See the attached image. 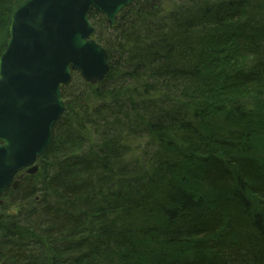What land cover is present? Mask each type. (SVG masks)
Instances as JSON below:
<instances>
[{
    "label": "trees",
    "instance_id": "1",
    "mask_svg": "<svg viewBox=\"0 0 264 264\" xmlns=\"http://www.w3.org/2000/svg\"><path fill=\"white\" fill-rule=\"evenodd\" d=\"M22 1L0 0V56ZM90 19L110 70L62 86L39 172L0 204V264H264V0Z\"/></svg>",
    "mask_w": 264,
    "mask_h": 264
},
{
    "label": "water",
    "instance_id": "2",
    "mask_svg": "<svg viewBox=\"0 0 264 264\" xmlns=\"http://www.w3.org/2000/svg\"><path fill=\"white\" fill-rule=\"evenodd\" d=\"M133 2L24 0L15 9L0 56V196L18 187L13 182L18 171H38L35 163L65 112L62 86L72 81V72L96 85L110 70L90 12L97 9L114 26Z\"/></svg>",
    "mask_w": 264,
    "mask_h": 264
},
{
    "label": "flooded vegetation",
    "instance_id": "3",
    "mask_svg": "<svg viewBox=\"0 0 264 264\" xmlns=\"http://www.w3.org/2000/svg\"><path fill=\"white\" fill-rule=\"evenodd\" d=\"M25 175H27V172L24 170V171H22L21 173H19V175L16 177V178H18L19 179V181H20V183H19V186H20V184H21V182H22V179L25 177ZM15 178V179H16ZM14 190V188L13 187H10L6 192H10V191H13ZM14 206H11L10 207V211H13V212H15L16 213V211L14 210Z\"/></svg>",
    "mask_w": 264,
    "mask_h": 264
},
{
    "label": "rangeland",
    "instance_id": "4",
    "mask_svg": "<svg viewBox=\"0 0 264 264\" xmlns=\"http://www.w3.org/2000/svg\"><path fill=\"white\" fill-rule=\"evenodd\" d=\"M96 28V27H95ZM73 78V77H72ZM98 84V83H97ZM96 84V85H97ZM79 85V84H78ZM80 87L79 86H77L75 89H77V90H75V91H78V89H79ZM86 148V146H83V149H85ZM75 150H78V149H75ZM57 156H61V155H64V154H62V150H57L56 151V153H55ZM6 201V199L3 197V201ZM13 206V205H12ZM19 205H15L14 207L16 208V207H18ZM11 207V206H10ZM20 207V206H19Z\"/></svg>",
    "mask_w": 264,
    "mask_h": 264
}]
</instances>
